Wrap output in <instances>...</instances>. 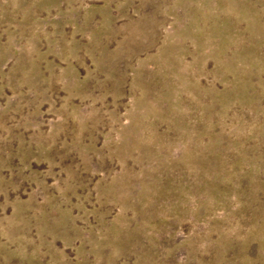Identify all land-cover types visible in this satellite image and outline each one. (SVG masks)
<instances>
[{
    "label": "rangeland",
    "instance_id": "obj_1",
    "mask_svg": "<svg viewBox=\"0 0 264 264\" xmlns=\"http://www.w3.org/2000/svg\"><path fill=\"white\" fill-rule=\"evenodd\" d=\"M0 264H264V0H0Z\"/></svg>",
    "mask_w": 264,
    "mask_h": 264
}]
</instances>
